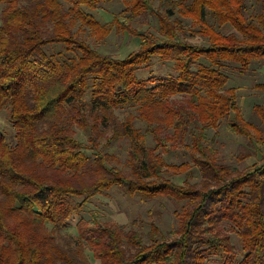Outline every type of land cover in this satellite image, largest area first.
I'll return each instance as SVG.
<instances>
[{"label":"trees","instance_id":"1","mask_svg":"<svg viewBox=\"0 0 264 264\" xmlns=\"http://www.w3.org/2000/svg\"><path fill=\"white\" fill-rule=\"evenodd\" d=\"M112 1L0 0V111L13 130L12 141L0 132V264H92L87 252L97 264H264V160L245 169L220 164L206 136L230 115L234 135L252 141L258 134L222 70L264 63V3L261 14L246 17L245 0H166L164 12L151 0L125 1L130 18L155 19V34L116 17L99 23L93 12ZM180 15L197 22L210 15L233 32L188 33ZM76 23L98 42L115 30L139 47L124 58L101 54L73 33ZM152 57L172 63L175 74L137 78ZM122 109L133 112L120 121L115 111ZM253 109L264 124V107ZM136 120L153 146L143 144ZM116 139L128 144L125 172L106 151ZM175 143L198 168V184L190 182L187 163L166 162ZM165 172L185 174L184 183ZM112 188L181 203L174 237L165 239L151 224L145 244L137 231L98 220H80L76 237L61 235L91 199Z\"/></svg>","mask_w":264,"mask_h":264},{"label":"rangeland","instance_id":"2","mask_svg":"<svg viewBox=\"0 0 264 264\" xmlns=\"http://www.w3.org/2000/svg\"><path fill=\"white\" fill-rule=\"evenodd\" d=\"M125 1L115 0L112 2L103 3L93 15L99 23L108 25L114 17L121 22H129L136 29H150L153 33L158 34L157 23L155 19L147 14L139 18H130L126 11ZM166 0H151L152 7L160 12H164V2ZM179 2V0H173ZM189 3L191 0H183ZM246 2V17H255L261 14L262 3L264 0H245ZM182 21L184 29L189 33L194 30H202L210 27L215 31L223 34L233 32L230 26L221 25L210 15L202 22H197L189 16H178ZM73 33L82 41L87 43L97 52L110 55L115 58H124L130 52L136 51L139 47V41L128 36L125 33H119L113 30L103 41H96L91 32L76 23L72 28ZM188 41L195 44L207 45V41L202 37L188 38ZM204 63V62H203ZM222 72L228 76L229 81L226 88H235L236 104L245 121L252 124L257 130L252 132L253 139H247L234 135L229 128V121L232 115L220 121L216 130L209 129L206 136L211 141L213 147L218 153V162L227 165L231 168L245 169L255 163H261L264 160V124L256 115L253 107L259 105L264 107V63L254 61L251 63L248 70L244 72L238 71L231 64H226ZM175 74V69L172 63L163 62L158 57H152L151 64L148 67H143L136 72L139 79H148L150 77H170ZM173 101L182 100V96L172 98ZM129 112V109L116 110L115 114L122 121ZM135 126L141 129V135L145 134V124L139 120L135 121ZM0 132L7 140H13V130L8 122V112L0 111ZM77 139L86 142L87 135L80 129H76ZM108 137L110 134L107 135ZM100 145L105 143L104 139L99 140ZM186 143H189L187 138ZM145 146H153L154 142L149 134H145ZM107 152L114 154L117 163L112 166L121 171H127L128 160V144L124 139H116L110 143L106 149ZM241 156L245 158L239 160ZM168 164L180 165L187 163L188 171L191 174L190 182L198 184L201 180V175L198 168L192 163L189 155L182 145L175 143L174 149L164 155ZM164 177L171 180L177 185H182L185 180V174L180 173L173 175L169 172L164 173ZM181 203H175L166 198H145L140 195L129 196L122 190L112 188L103 195L96 196L85 205L82 212L72 220L71 226L61 235L68 234L72 237L77 236L76 224L83 220L87 224L92 225L95 220L102 223L112 225L113 227L127 232L134 230L140 233L143 242L149 243L148 232L151 224L156 226L161 235L170 240L174 237L178 227L176 211L180 209ZM231 235V242L235 246L238 244V239L234 234ZM238 247V246H237ZM238 250V249H237ZM87 257L90 263L97 264L87 252ZM240 254L238 253V258ZM210 264H220L215 261H210Z\"/></svg>","mask_w":264,"mask_h":264}]
</instances>
